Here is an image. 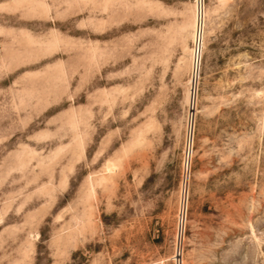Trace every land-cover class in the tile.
<instances>
[{
  "label": "rangeland",
  "instance_id": "1",
  "mask_svg": "<svg viewBox=\"0 0 264 264\" xmlns=\"http://www.w3.org/2000/svg\"><path fill=\"white\" fill-rule=\"evenodd\" d=\"M200 3L0 0V264H264V0Z\"/></svg>",
  "mask_w": 264,
  "mask_h": 264
},
{
  "label": "built area",
  "instance_id": "2",
  "mask_svg": "<svg viewBox=\"0 0 264 264\" xmlns=\"http://www.w3.org/2000/svg\"><path fill=\"white\" fill-rule=\"evenodd\" d=\"M199 4L200 0H199ZM200 58H201V43L200 41L197 44L194 43L193 52H192V92H194L195 83L199 78V69H200ZM192 102V101H191ZM192 134H193V125L189 122V127L185 136V146L183 152V161L181 167V199L179 203L178 213H177V230L179 235V245L182 242L184 235V224L186 219V199H187V181L190 175V161L192 153Z\"/></svg>",
  "mask_w": 264,
  "mask_h": 264
}]
</instances>
